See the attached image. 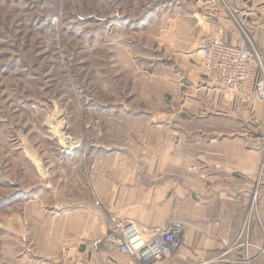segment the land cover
Returning <instances> with one entry per match:
<instances>
[{"label": "rangeland", "instance_id": "obj_1", "mask_svg": "<svg viewBox=\"0 0 264 264\" xmlns=\"http://www.w3.org/2000/svg\"><path fill=\"white\" fill-rule=\"evenodd\" d=\"M211 11L202 0H0V264H71L85 225L58 207L89 197L101 174L140 225L156 181L204 167L195 156L214 150L189 141L202 119L180 88L202 72ZM66 137L109 169L91 179ZM91 195L78 223L109 212Z\"/></svg>", "mask_w": 264, "mask_h": 264}, {"label": "crops", "instance_id": "obj_2", "mask_svg": "<svg viewBox=\"0 0 264 264\" xmlns=\"http://www.w3.org/2000/svg\"><path fill=\"white\" fill-rule=\"evenodd\" d=\"M225 1L243 24L264 63V0ZM219 9L222 18L213 22V31L216 25H223L227 41L239 45L245 40L241 28L229 9L225 6ZM186 77L180 89L187 94L185 102L190 100L191 108L196 107L202 119L191 131L197 137L191 136L189 141L206 144L214 151L195 156L204 162L205 168L184 164L176 177L156 181L152 188L154 199L149 200L145 209L147 215L137 219L147 231L173 218L185 221L182 247L174 257L177 264H264V151L253 147L259 143L258 139H264V103L249 104L233 93L225 94L221 88L208 84L202 72H191ZM66 155L71 163L85 157L84 169L91 179L95 167L102 172L110 167L105 163L94 166L93 154ZM101 157L104 160L107 156ZM98 183L91 190L82 191L89 197L76 196L58 207L68 211L69 226L85 225L79 233L75 228L70 237L80 242L70 257L71 264H124V255L96 243L108 230L111 217L132 219L136 211L128 210L125 198L115 203V196H109L120 192L118 187L101 188ZM95 192L100 194L103 205L109 201L106 205L109 212L100 209L95 217L85 212L84 222L78 223L77 210L91 209V194ZM57 221L60 223V219Z\"/></svg>", "mask_w": 264, "mask_h": 264}, {"label": "built area", "instance_id": "obj_3", "mask_svg": "<svg viewBox=\"0 0 264 264\" xmlns=\"http://www.w3.org/2000/svg\"><path fill=\"white\" fill-rule=\"evenodd\" d=\"M202 2L211 7L209 18L215 23L222 18L220 6L230 10L225 0ZM231 15L245 40L239 45L230 44L223 25H216L209 40L201 47L202 74L209 84L221 88L225 94L233 93L249 104L264 103V63L243 24L233 12ZM69 142L72 153L81 146L79 140L70 138ZM185 229V221L178 218L147 231L130 218L111 217L100 244L124 255V264H177L174 257L182 247Z\"/></svg>", "mask_w": 264, "mask_h": 264}, {"label": "bare ground", "instance_id": "obj_4", "mask_svg": "<svg viewBox=\"0 0 264 264\" xmlns=\"http://www.w3.org/2000/svg\"><path fill=\"white\" fill-rule=\"evenodd\" d=\"M67 137H68V136H67ZM67 137H66V138H67ZM66 138H65V139H66ZM64 148H65V150H66V149H69V150L72 149V146H71V144H70L68 138H67V140H65ZM68 152H69V153H72L71 151H68Z\"/></svg>", "mask_w": 264, "mask_h": 264}]
</instances>
